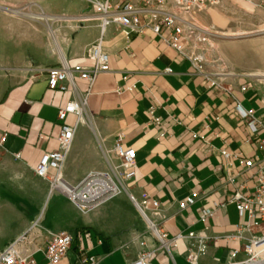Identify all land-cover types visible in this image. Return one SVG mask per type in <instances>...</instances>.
I'll return each mask as SVG.
<instances>
[{"label": "crops", "instance_id": "obj_1", "mask_svg": "<svg viewBox=\"0 0 264 264\" xmlns=\"http://www.w3.org/2000/svg\"><path fill=\"white\" fill-rule=\"evenodd\" d=\"M0 7L24 11L0 8V250L41 215L46 227L74 237L60 264L76 261L80 250L99 264H128L139 251L133 234L145 235L148 246H154L140 205L168 236L194 231L208 239L201 250L186 237L178 239L171 255L158 254L152 264H190L189 250L197 251V264H221L229 247L221 237L238 221L236 210L233 205L218 208L205 221L200 213L218 200L221 149L247 154L254 146L245 142L248 128L235 115L229 93L192 74L190 62L149 31L127 36L108 24L101 34L100 21L84 0H0ZM100 37L110 70L94 79L60 174L77 185L92 172L110 173L118 163L113 145L120 133L123 145L136 151V172L123 181L125 190L81 212L62 193L50 192L34 168L44 152L58 147V109L89 87L74 75V88L63 81L64 88L49 89L45 69L62 59L89 66L87 49ZM260 55L258 66L238 71L264 73ZM229 81L232 93L233 84L244 82L240 75ZM131 84L134 89L117 90ZM234 93L244 108L264 118L256 89ZM152 106L161 127L149 123ZM65 121L74 124L76 116L68 114ZM192 191L198 193L195 202L179 211L177 203ZM144 200L159 205H144ZM35 258L44 261L39 252Z\"/></svg>", "mask_w": 264, "mask_h": 264}, {"label": "built area", "instance_id": "obj_2", "mask_svg": "<svg viewBox=\"0 0 264 264\" xmlns=\"http://www.w3.org/2000/svg\"><path fill=\"white\" fill-rule=\"evenodd\" d=\"M93 10L95 17L100 21L101 34L106 25L115 24L125 35L143 34L151 32L163 43L174 49L177 56L190 62L192 74L201 77L210 87L219 88L229 93L234 102V113L245 122L248 136L245 142L254 143L252 152L243 154L240 151L230 153L221 149L220 155L224 162L220 164L222 173L215 188L218 200L210 207L203 209L200 220L205 221L218 208L233 205L238 221L232 231L223 238L229 243L226 259L221 264H264V118H260L254 109L244 108L234 91L245 94L248 90L256 89V84L250 80V74L244 82L234 85L229 79L237 76L225 62L213 53V43L209 32L201 27L198 16L218 0H84ZM87 57L91 64L69 65L65 59L59 64L45 69L47 87L49 89L64 88L63 81H67L74 88V75L87 81L89 87L83 96L69 100L57 112L60 129L57 135L58 147L44 152L34 168V173L49 184V191H58L65 195L81 212L108 201L125 190L123 181L132 178L136 172V151L133 147H125L122 143V134H118L113 153L118 163L111 166L110 173L92 172L77 185H70L61 177L62 165L69 153L73 141L76 125L82 119L87 95L98 73L107 72L109 54L101 44V37L87 49ZM124 77L123 79H125ZM134 89L135 85L117 87L118 91ZM264 107V97L261 99ZM149 123L161 127L162 120L155 107L147 111ZM68 114L76 116L74 124L65 120ZM165 132L160 130L159 137ZM2 139H0V149ZM225 172V174H223ZM198 193L192 191L177 203L179 211H184L195 202ZM143 204H152L157 208L156 200H144ZM144 216L147 231L154 240V246L149 247L145 235L133 234L132 241L138 245L136 258L128 264H152L158 254L171 255L178 239L186 237L194 241L191 245L201 250L207 243L204 234L188 231L185 235L177 233L168 236L167 233L150 221L144 214L142 206L137 205ZM220 239L215 237L214 239ZM74 241L73 235L66 231L50 229L42 222L41 215L35 217L28 228L0 250V264H60L70 251ZM231 244V245H230ZM42 254V263H38L35 254ZM197 251L189 250L186 260L190 264H197ZM70 264H99L96 257L83 254L80 250L76 261Z\"/></svg>", "mask_w": 264, "mask_h": 264}, {"label": "rangeland", "instance_id": "obj_3", "mask_svg": "<svg viewBox=\"0 0 264 264\" xmlns=\"http://www.w3.org/2000/svg\"><path fill=\"white\" fill-rule=\"evenodd\" d=\"M198 21L209 32L213 53L230 67L237 75L235 77L250 74L258 94L264 97V76L258 75L261 71H238L239 67L258 66L261 62L260 54L264 53V0H218L199 14ZM241 77L243 81L246 78Z\"/></svg>", "mask_w": 264, "mask_h": 264}, {"label": "water", "instance_id": "obj_4", "mask_svg": "<svg viewBox=\"0 0 264 264\" xmlns=\"http://www.w3.org/2000/svg\"><path fill=\"white\" fill-rule=\"evenodd\" d=\"M0 8L4 9V10H6V11H10V12H18V11H16V10H12V9H8V8H4V7H0Z\"/></svg>", "mask_w": 264, "mask_h": 264}, {"label": "bare ground", "instance_id": "obj_5", "mask_svg": "<svg viewBox=\"0 0 264 264\" xmlns=\"http://www.w3.org/2000/svg\"><path fill=\"white\" fill-rule=\"evenodd\" d=\"M224 35H225V34H224ZM261 74H264V73H260V74H258V75L260 76Z\"/></svg>", "mask_w": 264, "mask_h": 264}]
</instances>
